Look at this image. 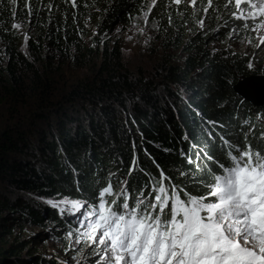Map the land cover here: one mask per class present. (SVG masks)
Returning <instances> with one entry per match:
<instances>
[{
	"label": "trees",
	"instance_id": "16d2710c",
	"mask_svg": "<svg viewBox=\"0 0 264 264\" xmlns=\"http://www.w3.org/2000/svg\"><path fill=\"white\" fill-rule=\"evenodd\" d=\"M200 1L189 8L157 0L149 17L158 22L166 36L170 29L191 27L196 11H202L205 21L222 29L236 20L231 0H212L211 5L205 0L198 8ZM144 2L0 0V102H10L9 119H17L15 123L19 124L0 128L1 180L8 179L18 188L38 189L53 197L82 198L90 203L100 202L99 193L110 184L112 191L103 198L108 204L118 184L117 175L109 177L106 165L116 163L121 173L132 166L130 184L142 187L150 202L161 180L169 193L175 187L182 199L187 194L207 197V202L212 176L220 174V165L229 164L228 152L235 154L232 145H251L264 153V140L258 136L260 128L256 126L257 132L246 134L249 127L242 122L251 118V110L258 107L233 90L241 76L260 72L247 68L244 55L211 53L202 43L204 50L194 49L197 46L191 44L193 39L188 42L191 53L183 65L160 66L150 76L143 71L134 76L121 61L118 47L104 46L95 74L70 85L72 90L63 95L71 101L43 113L48 109L42 107L54 103L50 96L56 79L47 74L42 80L37 66L43 67L57 55L66 57L71 49L72 58L81 61V43L87 38L84 24L89 17L97 15L99 32L107 31L116 20L132 22L143 12ZM16 23L26 25L33 33L25 45L13 26ZM196 40L200 43L203 37L198 33ZM90 42H98L97 35ZM47 49L54 54L49 56ZM85 50L89 54L92 47ZM25 82L43 97L37 104L39 111L31 113V118L22 117L17 108L32 93L20 91ZM76 100L86 101L87 105ZM259 109L264 113V107ZM15 151L30 161L7 159L9 154L5 153ZM127 203L129 210L134 207L130 201ZM2 205L9 208L1 202L0 212ZM121 205L113 210L124 211ZM11 247V255L23 249L14 244Z\"/></svg>",
	"mask_w": 264,
	"mask_h": 264
},
{
	"label": "rangeland",
	"instance_id": "374dc122",
	"mask_svg": "<svg viewBox=\"0 0 264 264\" xmlns=\"http://www.w3.org/2000/svg\"><path fill=\"white\" fill-rule=\"evenodd\" d=\"M156 1L145 0L143 12L132 22L121 23L116 20L107 31L99 32L97 15L94 19L89 17L84 24L87 38L83 39L81 43L82 50L79 54L81 61L76 62L72 58L74 52L71 49L67 52L66 57L63 54L57 55L52 61L44 63L43 67L37 66L42 80L46 78L47 74L56 79L55 87H52L51 90L52 97L50 96V100L54 103L40 107L41 110L48 109L47 112L43 113L47 114L56 106L71 101V99H64L65 94L72 90V84L95 74L104 46L118 47L121 61L125 63L134 76L140 75V71H143L144 75L150 76L160 66L179 67L183 65L184 59L191 53L188 42L192 39L191 44L197 46L194 49L204 50L200 46L202 43L204 48L211 53L224 51L244 55L248 61L247 68L263 74L264 43H261V39L264 38V23H261L262 18L260 17L256 19L247 17L249 7L242 5L245 18L237 19V16L241 15V10L237 9L234 0H231V7L233 13H236V20L226 29H222L216 23L211 24L209 21H205L203 12L196 11L192 18L191 27L170 29L169 36H166L158 22L149 17L150 10ZM169 1L171 4L177 5L175 0ZM252 2L255 3L256 0H252ZM203 3L205 0L198 3V8ZM179 4L187 5L189 8L193 6L191 0H181ZM16 25H19L16 27V31L21 35L22 44L25 45L27 37L33 33L24 24L16 23ZM198 33L203 37V41L200 43L196 40ZM95 35L98 37V42L90 45V40ZM88 47H92V52L89 54L85 50ZM47 51L49 56L54 54L50 49ZM2 58L1 54L0 59ZM249 63L253 64L252 68L248 67ZM194 75L195 72H192L191 76ZM67 87L68 89H66ZM34 88L25 82L20 89L22 92L25 89L26 91L30 90L29 92L32 91L26 97V101L17 105V108H20V115L24 118H31V113L34 114L39 111L37 104L39 99L43 97L42 95L37 96L38 91L32 90ZM64 90L67 91L64 92ZM75 102L84 106L87 105V102L83 100H76ZM9 106L10 102H0V128L10 127L8 126L10 124L19 125L15 123L17 119H9V116L12 115L8 111ZM259 108L261 107H258L257 110H251L253 117H246L242 119V122L245 124L247 122L246 125L249 127L246 134L251 131L257 132L256 126L259 127L258 136L264 140V120L260 119L264 118V113ZM13 121L14 123H12ZM127 128H130L129 125ZM88 148L91 149L90 146ZM5 154H9L7 159L17 163L30 161L28 156L19 151L6 152ZM83 154L86 153L83 151ZM113 164L118 166L116 163ZM106 166L109 177L117 175L115 180L118 184L116 191L110 196L111 201L108 204L106 202L110 208L114 209L118 204H124L125 200L130 201L133 206H136L140 201H144L145 204L151 203L145 197L142 187L131 186L129 178L133 173L132 166L127 173H121L120 168L112 164ZM16 186L11 184L8 179H0V203L9 205L8 209L2 205L0 212L1 264H114L109 246L99 242V236L103 230L92 233L89 227V224L94 221V217L90 218L89 214L98 210L100 202L90 203L82 198L70 199L68 196L53 197L48 193H44L45 196L43 193H39L40 190L38 189L28 190ZM215 199V197L210 196L207 202H215ZM73 201L79 202L82 206L79 209L74 208L71 204ZM36 218H39V221ZM85 233L89 235H84ZM89 236L96 237L95 241ZM12 244L14 247H23V249L15 253L16 255H11V252L14 253Z\"/></svg>",
	"mask_w": 264,
	"mask_h": 264
},
{
	"label": "snow or ice",
	"instance_id": "6c2138e0",
	"mask_svg": "<svg viewBox=\"0 0 264 264\" xmlns=\"http://www.w3.org/2000/svg\"><path fill=\"white\" fill-rule=\"evenodd\" d=\"M234 3L241 10L237 19L245 18L243 5L250 9L248 18L260 17L264 23V0ZM231 147L235 154L227 153L229 164L220 165V174L211 179L209 195L215 202L187 194L182 199L161 180L153 202L140 201L129 210L125 200L124 211L116 212L103 199L112 186L105 187L98 210L89 214L94 217L89 227L92 233L103 230L99 242L109 246L114 264H264V153L251 145Z\"/></svg>",
	"mask_w": 264,
	"mask_h": 264
},
{
	"label": "water",
	"instance_id": "95a60500",
	"mask_svg": "<svg viewBox=\"0 0 264 264\" xmlns=\"http://www.w3.org/2000/svg\"><path fill=\"white\" fill-rule=\"evenodd\" d=\"M233 90L253 106L264 107V74L241 76L233 85Z\"/></svg>",
	"mask_w": 264,
	"mask_h": 264
}]
</instances>
